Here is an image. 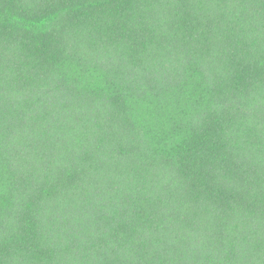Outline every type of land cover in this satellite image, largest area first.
<instances>
[{"label": "trees", "instance_id": "16d2710c", "mask_svg": "<svg viewBox=\"0 0 264 264\" xmlns=\"http://www.w3.org/2000/svg\"><path fill=\"white\" fill-rule=\"evenodd\" d=\"M0 264H264V0H0Z\"/></svg>", "mask_w": 264, "mask_h": 264}]
</instances>
